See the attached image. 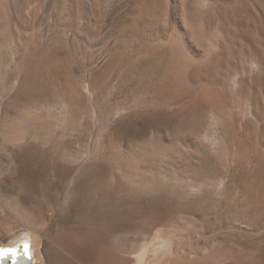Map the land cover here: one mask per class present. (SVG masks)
I'll return each mask as SVG.
<instances>
[{"label": "rangeland", "instance_id": "obj_1", "mask_svg": "<svg viewBox=\"0 0 264 264\" xmlns=\"http://www.w3.org/2000/svg\"><path fill=\"white\" fill-rule=\"evenodd\" d=\"M253 1L261 10L236 21V42L222 64L245 70L243 86L190 81L150 109L112 93L116 75L87 93L81 85L97 66L65 41L50 57L57 64L25 96L16 88L14 45L3 50L0 248L30 235L32 264H76L73 255L87 249L99 264H135L132 251L156 236L171 249L151 258L157 264H264V66L247 64L252 53L264 61V0ZM39 57L30 58L32 67ZM54 79L75 91L76 117ZM184 116L195 122L177 133ZM150 140L167 154H147L159 150ZM154 176L161 179L157 198L145 189Z\"/></svg>", "mask_w": 264, "mask_h": 264}, {"label": "bare ground", "instance_id": "obj_2", "mask_svg": "<svg viewBox=\"0 0 264 264\" xmlns=\"http://www.w3.org/2000/svg\"><path fill=\"white\" fill-rule=\"evenodd\" d=\"M260 10L253 0H0V40L10 38L12 42L9 45L2 41L5 44L0 46V58L3 50L13 44L11 49H15L17 61L16 88L26 96L40 84V78L49 66L57 64L56 58L50 61V57L62 41L71 44V48L79 44L87 63L90 66L96 64L98 69L96 76L91 74L81 85L87 93L99 90L105 79L116 75L117 83L111 88L112 93L124 95L128 102L150 109L163 102L158 96L174 93L180 86L197 80L201 82L200 79L217 78L221 84L234 89L243 86L241 77L245 70L229 71L222 64L227 49L236 42V21L241 17L256 18ZM241 32L247 34H244L247 32L244 27ZM28 37L33 38L31 43L26 40ZM38 53L39 65L34 68L30 58ZM260 56L252 53L247 61L253 71L264 66ZM53 82L63 103L76 117L75 91L66 80L54 79ZM149 94L154 96L150 102L146 101ZM126 111L127 106H123L115 113ZM95 112L97 114V108ZM194 122V119L181 117L175 125L176 132L191 131ZM150 144L159 149L148 150L151 157L156 159L167 154L163 149L166 146L159 148L161 144ZM154 170L151 172H157ZM154 177L149 179L145 189L157 198L162 192L158 189L160 178L165 179V176L161 175L159 180ZM154 237L156 241L149 243L148 239L132 251L131 254L137 257L135 264H153L156 259L152 261L151 258L159 256L161 259L162 254L171 251L168 239ZM88 250L73 255L76 264H99ZM34 251L29 235L17 246L0 248V264H25L28 259L32 264Z\"/></svg>", "mask_w": 264, "mask_h": 264}, {"label": "water", "instance_id": "obj_3", "mask_svg": "<svg viewBox=\"0 0 264 264\" xmlns=\"http://www.w3.org/2000/svg\"><path fill=\"white\" fill-rule=\"evenodd\" d=\"M29 262H30V259H28V261H26L25 264H29ZM7 264H9V263H7ZM10 264H14V263H10ZM16 264H18V263H16Z\"/></svg>", "mask_w": 264, "mask_h": 264}]
</instances>
